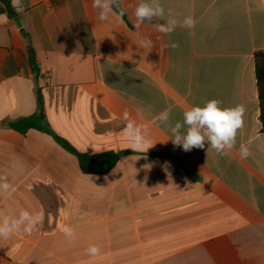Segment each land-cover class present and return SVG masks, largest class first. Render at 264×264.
Wrapping results in <instances>:
<instances>
[{
  "label": "crops",
  "instance_id": "obj_1",
  "mask_svg": "<svg viewBox=\"0 0 264 264\" xmlns=\"http://www.w3.org/2000/svg\"><path fill=\"white\" fill-rule=\"evenodd\" d=\"M10 3L13 18L0 12V177L15 191L0 195V217L28 210L42 221L0 239V264H264L253 61L264 50V0H162L178 21H196L163 39L154 31L163 20L136 27L138 0H122L125 19L118 9L106 21L91 0H23L22 12ZM149 37L153 48L140 47ZM36 89L52 133L82 154L120 155L107 175L81 173L49 134L1 126L34 115ZM211 99L246 108L223 155L207 143L185 152L155 119L168 111L170 123L182 122ZM126 111L148 126L147 151L129 149ZM90 245L100 255H88Z\"/></svg>",
  "mask_w": 264,
  "mask_h": 264
},
{
  "label": "clouds",
  "instance_id": "obj_2",
  "mask_svg": "<svg viewBox=\"0 0 264 264\" xmlns=\"http://www.w3.org/2000/svg\"><path fill=\"white\" fill-rule=\"evenodd\" d=\"M122 0H91V5L98 10L99 20L106 21L115 10L119 9V14L124 15L125 9L121 7ZM13 7L18 12L23 11V0H12ZM136 27L139 28L145 21L163 20L164 23H156L154 31L159 34L158 39H163L171 35L180 24L186 28H194L196 21L191 16L184 17L183 21H178L167 11L162 4V0H138L133 11ZM194 34V33H190ZM153 40L149 37L140 42L142 48H153ZM165 47L178 48L179 44L169 42ZM246 108L242 104L232 107H223L222 102L211 99L203 106H192L183 111V121L170 123V113L163 111L155 119L159 124L164 125L172 134V142L175 146H182L185 152L193 148L203 149L205 144L208 150L212 149L217 154H225L226 150H231L236 145L238 132L244 127V115ZM126 121L124 126L125 137L129 141V149L137 151L143 149L145 145H151L146 151L153 147L149 139V129L145 124H138L135 119L126 111L123 114ZM241 159H247L250 155L248 146L241 145L239 150ZM15 191L14 187L7 182L5 177H0V195ZM42 221L40 213L33 214L28 210H21L16 218L4 216L0 217V239H8L14 233L23 229L26 234H31ZM64 235L70 240L75 239L73 228L65 225L62 228ZM86 252L92 257L100 255V248L97 245H90Z\"/></svg>",
  "mask_w": 264,
  "mask_h": 264
},
{
  "label": "trees",
  "instance_id": "obj_3",
  "mask_svg": "<svg viewBox=\"0 0 264 264\" xmlns=\"http://www.w3.org/2000/svg\"><path fill=\"white\" fill-rule=\"evenodd\" d=\"M0 5V12H6L10 18L14 17L10 0H0ZM122 18L125 19L124 15ZM253 61L256 96L259 110L258 120L260 123V133L264 134V50L255 52L253 55ZM29 64L33 69H35L33 56L29 57ZM35 94L36 107L33 116L4 121L1 123V126L21 134H24L30 129L49 134L52 136L54 141L62 147V149L76 157L81 173L98 176L107 175L118 161L120 155L114 152H103L92 155L77 152L68 142L50 131L45 116L42 94L39 89L35 90Z\"/></svg>",
  "mask_w": 264,
  "mask_h": 264
}]
</instances>
